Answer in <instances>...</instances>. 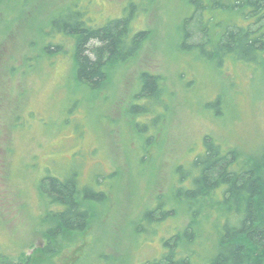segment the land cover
<instances>
[{
    "label": "rangeland",
    "instance_id": "1",
    "mask_svg": "<svg viewBox=\"0 0 264 264\" xmlns=\"http://www.w3.org/2000/svg\"><path fill=\"white\" fill-rule=\"evenodd\" d=\"M4 1L0 251L12 257L0 256V264H143L163 254V241L188 223L172 200L174 170L202 148L204 135L228 148L262 153L264 63L246 68L227 61L219 69L181 52L188 0H82L92 4L91 17L102 21L135 5L132 28L145 33L135 57L111 66L97 91L72 80L69 55L42 56L30 67L26 61L42 52L41 31L50 17L76 0H27L25 9L21 0ZM144 71L160 75L166 89L167 107L156 126L129 111ZM220 96L218 116L206 105ZM137 120L148 122L144 133L136 129ZM48 172L62 179L77 173L91 186L99 181L107 194L105 202H92L87 230L64 233L59 243L47 241L40 225L51 207L39 187ZM157 198L176 208V216L154 232L145 225L148 232L137 236L138 223Z\"/></svg>",
    "mask_w": 264,
    "mask_h": 264
},
{
    "label": "trees",
    "instance_id": "2",
    "mask_svg": "<svg viewBox=\"0 0 264 264\" xmlns=\"http://www.w3.org/2000/svg\"><path fill=\"white\" fill-rule=\"evenodd\" d=\"M25 1H20V9H25ZM188 2L191 10L181 27V52L196 54L219 69L227 61L246 68L264 63V0ZM4 3L0 0V7ZM91 5L76 0L52 15L41 31L42 52L26 58L29 67L42 56L69 55L72 80L97 91L107 81L111 66L134 58L145 36L143 30L132 28L137 7L132 5L122 15L102 21L91 17ZM139 88L130 114L144 116L156 126L167 107L162 78L144 71ZM220 103L221 96L206 107L220 116ZM148 122L137 120L136 129L144 133ZM193 152L188 162L176 166L171 191L188 223L163 241V254L143 264H264V148L262 153L246 152L204 135L202 148ZM77 173L62 179L48 172L40 180L41 197L51 206L46 207L40 225L51 243H59L64 233H84L92 202L101 204L107 199L101 182L84 184ZM159 198L138 223L137 236L148 232L145 225H152L154 232L159 223L176 216V208ZM0 256L12 257L1 251Z\"/></svg>",
    "mask_w": 264,
    "mask_h": 264
}]
</instances>
